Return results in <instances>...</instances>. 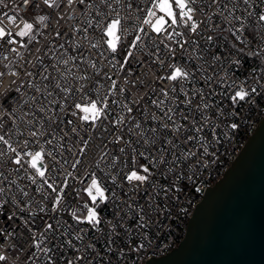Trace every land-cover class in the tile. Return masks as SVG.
<instances>
[{
    "label": "snow or ice",
    "instance_id": "1",
    "mask_svg": "<svg viewBox=\"0 0 264 264\" xmlns=\"http://www.w3.org/2000/svg\"><path fill=\"white\" fill-rule=\"evenodd\" d=\"M142 3L146 6L142 7ZM0 5L9 7L5 0H0ZM20 8L38 9L44 14L35 17L36 23L29 22L20 15ZM14 13H0V209L7 212L0 225V264H9L13 253L19 259L18 254L25 251L23 243H16L18 240L27 242L25 229L31 234L30 247L36 251L27 255L23 264L29 261L35 264V259H42V264H55L49 253L65 248L74 254V260H67L66 264H92L93 261L99 264L95 244H84L85 230L60 221V213L67 207L68 177L79 179L82 184L85 178L88 180L87 186L79 190L87 196L81 206L85 211L69 209L75 225H100L97 208L111 200L115 223L109 222L110 236L118 235L116 228L124 227L122 222L130 214L138 217L139 228L148 227L150 213L159 208L153 203L157 197L163 194L168 198L173 189L181 190L175 183L167 187L161 185L154 177L163 176L167 180L171 174L181 180L185 169L194 175L197 167L204 166L197 159V153L214 155L209 152L212 142L208 132L213 140L219 139L216 122L222 120L225 111L219 100L212 102L213 98L223 96L235 105L264 91L259 77L251 84L247 77L239 83L232 79L241 66V59L233 57L252 55L264 60V47L255 50L244 39L247 33L253 41L264 44V31L259 30L264 28V11L255 9L251 0H140L139 3L134 0H19ZM80 14L84 16V26L69 30L84 34L82 39L88 41L90 49H96L97 57L103 58L111 74L98 67L97 59L85 55L81 42L65 41L75 44L76 55L64 44L55 45L51 41V47L43 53L39 47L34 51L29 47L33 41L39 44L37 23L47 29L53 17L55 24L60 25L61 21L68 23ZM214 17L219 18L218 23L213 22ZM249 28L256 29L255 34ZM89 29L99 35V40L89 39ZM225 32L233 38L231 44L224 41ZM52 35L62 38L68 36L69 31L56 30ZM53 49L63 51L56 56ZM178 50L183 64L177 61ZM118 53L121 59H117ZM45 56L54 62L46 64ZM132 64L142 69L156 65L161 70H170L155 77L161 83L167 81L168 86L152 89L156 98L149 97L160 115L142 113L154 122L150 127L132 118L133 108L126 97L116 98L125 92L123 86H118V79L124 73L121 83H129L134 73ZM255 71L253 69L254 74ZM260 73L264 75V66L260 67ZM141 76L146 78L147 73L136 76L131 81L133 86L146 82ZM101 80L109 83H101ZM110 105L120 111L113 114ZM235 114L227 113L228 116ZM65 115L75 119L65 122ZM224 127L236 129L237 124ZM93 131L97 134L95 139L89 135ZM131 137H135V145ZM96 140L101 143L96 144ZM90 142L98 154L94 168L111 181V190L103 185L97 171H89L87 165L80 177L73 176ZM109 144L119 145L118 152L124 156H128L126 147H131L134 154L136 146L143 147L139 155L148 163L140 164L138 171L133 155V167H128V161L113 154ZM126 167L128 170L124 171ZM6 168L9 169L7 174ZM105 168L109 171H104ZM111 170L116 174H110ZM21 171L32 184L39 181L35 191L51 205L52 215L48 219L40 216L44 223L39 231L34 229L36 217L49 209L47 204L28 198L29 193L24 188H18L11 176ZM117 177L121 183H117ZM124 182L136 195H140L139 189L144 187L146 207L138 201L119 200L116 189L123 191ZM124 195L132 199L128 192ZM9 204L12 210L7 209ZM143 247L142 243L137 244L133 250ZM38 252L43 253V258ZM60 259L65 257L61 255Z\"/></svg>",
    "mask_w": 264,
    "mask_h": 264
},
{
    "label": "built area",
    "instance_id": "2",
    "mask_svg": "<svg viewBox=\"0 0 264 264\" xmlns=\"http://www.w3.org/2000/svg\"><path fill=\"white\" fill-rule=\"evenodd\" d=\"M139 2L140 0H134V3ZM251 2L255 6V9L264 11V3H261V0H251ZM5 3H7L9 7L4 8L2 5H0V13L9 12V15L15 14L14 9L16 4L19 3V0H5ZM141 6L144 7L146 5L142 3ZM241 7H243V5H241ZM205 10L208 11L207 9ZM46 11L47 10H45V12ZM42 14H44V12H41L38 9L20 8V15L29 22L36 23L35 17ZM121 15H124L123 11L121 12ZM139 15L143 16V13H139ZM197 18L199 19V17ZM83 20L84 16L83 14H80L75 20H70L68 23L61 21L60 25H56L55 17H53L52 22L49 24L47 29L43 25L37 23L40 34L37 35L36 39L39 41V44H36V42L33 41V44L29 45V47L32 48L33 51L36 47H39L41 53H43L51 47V44H64L65 48L68 49L71 54L76 55L77 52L73 51L75 44L71 42L65 43V41L70 40L81 42L83 43L85 55L89 56L91 59H97L98 67H100L103 71H109L111 74V70L107 67V63L103 60V58L97 57L96 49H90L88 41H84L82 39L84 34L82 32L74 33L69 30L70 27H83ZM213 22L218 23L219 18L214 17ZM56 30L61 31V33L68 30L69 35L62 38H54L52 33ZM259 30L264 31V28ZM249 31L255 34L256 29L249 28ZM88 35L89 39L93 42L99 40V35L92 29H89ZM223 36L225 42H228L229 44L233 42V38L229 33L225 32L223 33ZM244 39L246 43H249L250 46L255 50H258L259 47H264V44H258V42L253 41L252 37L248 36L247 33L245 34ZM50 41L51 44L49 43ZM125 43L127 42L125 41ZM235 43L239 44L238 41ZM62 51L63 49H53V52H55L56 56H59L60 52ZM247 51L248 50L246 49V52ZM236 58L241 59V66L235 71V75L232 76V79H235L237 83H239L247 77L249 84H251L257 77H259L260 83L264 85V75L260 73V67L264 66V60L252 55L233 57V59ZM117 59H121L119 53L117 54ZM44 60L46 64H51L54 62V59L50 60L48 56H45ZM177 61H179L181 64L184 63V61L180 58L179 50L177 52ZM197 63H199V61H197ZM131 66L134 69V73L131 77H129V83H121L124 73H121V77L118 79V86H123L125 88V92L122 97L118 96L116 98L124 99L126 97L127 102H129V105L133 108V112L131 114L132 118L135 120H140L143 126L150 127L154 124V122L150 121L149 117L142 115V113L147 111L150 113H155L157 116L160 115L159 111L153 105H151L149 97L151 96L152 98H156L152 92V89L168 86L167 81L161 83L160 81L155 80V77L165 75L166 71L170 70H161L156 65H153L151 68L145 66L143 69L137 64H132ZM253 69H256L255 74L253 73ZM49 71H52V69L49 68ZM142 72L147 73L146 78L141 76V79L145 80L146 82L137 83L135 86H133L131 81L135 80L136 76L141 75ZM113 78L116 79L115 76ZM101 83L109 82L101 80ZM202 85L203 82L200 81V86ZM188 87H191V85H188ZM100 91L103 92L104 89H101ZM219 91L220 90L217 89V92ZM109 99L111 100L112 97ZM216 100L221 102V106L225 111V116L221 121L216 122L218 125L216 128V133L219 137L218 140H213L211 132H208V138L212 142V147L209 148V152L214 153V155L200 156L199 153H197V159L201 160L204 166L197 167L195 169L194 175L185 169L186 174L181 180H176L171 174L168 175L167 180H165L163 176L157 175L154 177V179H159L161 185L167 187L175 183L177 188L181 190L177 192L175 189H173L168 198H165L163 194L157 197L153 203L158 204L159 208L157 211L150 213L151 223H149L148 227L139 228L136 224L138 217L132 216L130 214L129 217H125L122 222L124 227L118 226L116 228L118 235L110 236L109 229L111 228V223L109 222L115 223L113 220V201L111 200L106 202V204L99 205L97 208V211L100 212L101 217L100 225L95 227L89 226L87 224L75 225V222L71 219L69 214V209L75 210L79 208L81 209V212L85 211L81 206L83 202L87 200V196L86 193L79 190L87 186L88 180L85 178V183L82 184L79 179H73L71 176L68 177L69 187L65 189V202L67 207L65 208V211L60 213V221L61 223L73 224L77 230L80 228L85 230L86 235L84 238V244H95L96 251L99 254V264H145L148 259L159 258L168 254L173 249L177 248L182 242L186 233L188 221L191 218L195 207L202 200L205 191L209 187L214 186L220 179L223 178L226 171L230 168L233 161L241 152L248 138L253 134L259 122L264 117V91H261L259 96L249 99L247 102L240 101L235 105H233L229 99L223 96H215L212 102L214 103ZM110 107L112 108L113 114L120 111L115 105H110ZM181 107L183 106L181 105ZM228 112H235L236 114L234 116H228ZM63 118L65 122L68 119H75L68 115H65ZM109 119H111V116ZM231 123H236L237 128L228 129L224 127L225 124ZM89 135L95 139L97 134L93 131L90 132ZM131 139L135 145V137H131ZM100 143L101 142L99 140H96V144ZM136 147L137 152L135 154L133 153L131 147H126L128 156H124V154L118 152L119 145L115 147L112 144L108 145V148L112 150L113 154L119 155L121 159L128 161V167H133L131 164V158L134 155L137 161V164L134 167H136V169L139 171V165L146 164L148 161L139 155V152L144 151V148L140 146ZM65 155H67V153ZM96 159H98L96 147L90 142V146L86 149L85 156L81 157V164L77 166V169L73 172V176L80 177L84 172L85 165H87L89 171H97L94 168ZM103 167L104 165L101 163V168ZM119 167L120 165L117 164V168ZM128 167H126L124 171H127ZM8 171L9 169L6 168L5 173L7 174ZM68 171H72V169L68 168ZM104 171L108 172L109 169L105 168ZM176 171L179 172L180 169L178 168ZM110 174L115 175V170H111ZM97 175L102 179L103 185L106 188L110 190L113 188L111 181L104 179L99 171H97ZM189 177H191V179H189ZM11 178L16 181L18 188H24L26 191H28V198L36 202L47 204L49 211L47 213H39V215L36 217V223L34 225V229L36 231L41 230L43 228L44 221L40 219V216H43L44 219H48L52 213L50 211V203L48 201H43L41 194L35 191V189L38 187L39 181L37 184H32L26 178V175L23 173V171H21L19 174L13 172ZM62 178L63 177H61V179ZM121 182L122 181L120 177H117V183ZM197 189L199 190L197 191ZM77 191H79V196H77ZM116 192L120 201L127 203H134L138 201L140 205H145L146 207V197L143 195L144 187L139 189L140 195H136L132 192L131 186L124 182L123 191L116 189ZM124 192H128L129 195L132 196V199L129 200L128 197L124 195ZM53 195L55 194L53 193ZM88 202L91 204L90 201ZM7 209L12 210V205H7ZM32 210H36L35 204L32 205ZM6 214L7 212H5V209H0V225L3 224V219ZM121 215H123V213H121ZM49 222L51 223L52 221L49 220ZM16 223L19 224L20 221L17 220ZM24 235L27 242L18 240L16 243H23L25 251L18 254L19 259H16V253L10 255L9 264H23L26 256L31 255L32 251H36L34 247H30L32 244L30 239L31 234L28 233L26 229L24 230ZM49 235L51 234L49 233ZM145 237H147V239H145ZM141 243L144 245V247L138 251H134L133 249L136 247V245ZM47 246L51 247L50 244ZM37 255L43 258L42 252H38ZM49 255L52 256L55 264H66L67 260H74L73 252L67 248L63 250L53 249V252L49 253ZM61 255L65 257L64 260L60 259ZM29 264H32V261H29ZM35 264H42V259H35ZM92 264H97V261H93Z\"/></svg>",
    "mask_w": 264,
    "mask_h": 264
},
{
    "label": "water",
    "instance_id": "3",
    "mask_svg": "<svg viewBox=\"0 0 264 264\" xmlns=\"http://www.w3.org/2000/svg\"><path fill=\"white\" fill-rule=\"evenodd\" d=\"M145 264H264V117L205 191L179 246Z\"/></svg>",
    "mask_w": 264,
    "mask_h": 264
}]
</instances>
